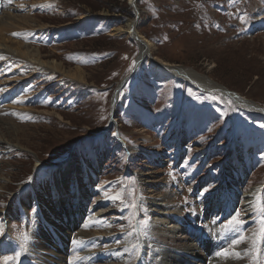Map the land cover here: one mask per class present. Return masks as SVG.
<instances>
[{
	"label": "rangeland",
	"instance_id": "1",
	"mask_svg": "<svg viewBox=\"0 0 264 264\" xmlns=\"http://www.w3.org/2000/svg\"><path fill=\"white\" fill-rule=\"evenodd\" d=\"M3 2L18 7L10 10L12 18L2 13ZM131 4V0H0V29L14 23L4 36L22 39L32 50L39 49L42 60L58 65L53 77L30 76L6 61L8 57H0V134L20 147L13 151L0 147V224L4 226L0 264L17 253L11 264H46L35 262L32 250L40 231L41 206L50 209L52 201L43 196L42 185L54 169L69 163L75 170L68 180L77 170L83 191L77 192L76 182L68 190L78 200V194L84 193L80 203L85 215L79 216L78 226L90 223L92 213L104 211L102 216L116 234L113 248L123 249L124 240L133 247L126 264L163 262L162 250H154L152 242L150 249L145 248L143 238L153 234L158 216L150 201L163 194L171 197L169 223L173 217L180 230L170 247L194 242L200 235L209 253L207 240L215 232L213 226L235 232L236 240L251 230V243L242 238L236 242L240 258L235 256V264H264V116L251 115L231 98L204 92L175 77L157 78L150 57L132 73L141 48L126 33L115 31L127 28L139 9L137 29L152 42L153 58L191 69L264 108V0H137L136 6ZM76 70L82 80L68 78ZM130 74L111 119L114 93ZM87 170L95 176L92 184L82 181ZM244 170L247 180L241 182L238 173ZM147 172L152 173L153 183L141 179ZM227 176L237 179L231 187L221 179ZM259 185H263L259 203L247 212L240 205L242 196ZM206 188L209 191L201 195ZM151 189L159 194H150ZM232 189L238 201L234 208ZM215 194L220 195L216 205L209 198ZM247 213L252 223L243 228ZM234 217L240 223L232 229L229 221ZM105 227L91 224L85 229L104 235ZM171 235L166 236L170 241ZM107 244L100 248L107 249ZM85 245H62L64 256H56L61 259L58 264L80 262ZM89 248L88 253L97 251ZM104 259L108 260L92 256L89 264H108Z\"/></svg>",
	"mask_w": 264,
	"mask_h": 264
},
{
	"label": "bare ground",
	"instance_id": "2",
	"mask_svg": "<svg viewBox=\"0 0 264 264\" xmlns=\"http://www.w3.org/2000/svg\"><path fill=\"white\" fill-rule=\"evenodd\" d=\"M131 2L133 3L134 0H131ZM1 6L4 7L5 11H3V12H2V10H0V11L2 13L5 12L6 14L7 13L11 14L10 10L14 11V9L17 7V6L16 7L11 6L7 2L1 3ZM133 6H136V5L134 4ZM135 11H136L135 17L139 18L137 8L135 9ZM5 13H4V15H5ZM12 15L13 14L9 15V17L12 18ZM134 19L127 21V28H125V29L124 28H116L115 31H116V34L126 33L130 38L135 40L137 42V44L140 46V48H141L140 54L137 57V62L140 61L139 65H141L143 63L141 61H144L146 58L150 57V59H151L150 60L151 71L157 78L168 79L171 77H175L178 80H181L182 82H184L186 84L193 85V86L199 88L200 90H202L204 92H211L214 94H219V95L226 97V98H231L236 103L237 106H239L241 109L249 112L251 115H263L264 116V108L263 107H260V105H257L253 101H249V100L243 98L240 94H236L235 92L230 91L227 87H225L221 84H217V82H214V81H212V80H210L204 76H201L200 74H197V72H194L191 69H187V68H184L182 66H172L168 62H165L162 60L158 61L157 59L153 58L150 55L151 51L153 49V44L149 39H147L145 36H143L138 31L137 23L136 24L134 23L135 22ZM0 21H1V16H0ZM13 25H14L13 22H9L5 28L0 29V57L1 58L2 57L3 58L8 57V59L6 61H8L9 63H11L13 61L14 65H17L16 68L19 67V69L22 68L23 70H26L30 76H33V75L35 76V74H39V75H41V77H43L44 75L53 77L54 76V70H55V68L58 67V65L54 64V63L49 64L48 62L42 60L38 48L32 50L31 44L23 43L22 39L14 40V39H10V38H7L4 36L3 33L10 30L9 27H12ZM7 41H9V42L11 41L12 44L14 43L17 46H13L10 44L8 45ZM1 58H0V60H1ZM143 58H144V60H142ZM48 65H49V67L51 66V69L48 68ZM139 65H138V68H139ZM68 74H69L68 78L70 80H77V79L82 80L83 79V76L79 70H76L75 72H72V73L69 72ZM116 103H117V101L115 102V105H116ZM1 120L2 119L0 117V121ZM5 137L6 136L5 135L3 136L2 132H1V134H0V147H1V149H3L4 151H13L16 148H20L17 144L13 143L10 139L5 138ZM74 170H75V167L72 163L66 164L65 167L54 169V175L52 177H50V179L48 181H45L44 184L42 183L43 184L42 185L43 190L46 191V193H44L43 196L48 195L49 197L47 199L51 198L52 201H50V203L48 204L50 209L44 208L43 204L41 206L42 207V209H41L42 215H40V217H39L40 231H38V234H36L37 237L35 239V242L34 241L32 242L33 243L32 245L34 247V249L32 248V250L35 251V257H34L35 262H37V260H38L40 263L46 262V264H58V263H60L61 259L59 260V258H56V256L57 257L64 256L63 251L61 250L62 245H64V246L68 245V246H70V248L71 247L74 248L73 246L79 247V245H82V243H84V245L88 244V245H85L86 247H84L85 248L84 251L86 252L84 255L85 258L83 257V259H81V261H80L81 263L79 261L78 262L76 261L77 263L73 262L74 264H82V262H83V264H89V261L91 262L90 259L92 258V256L93 257L96 256L98 258H104L105 257L108 260H106V259H104V260H106L108 262V264H126V262H128L130 260V257H131L130 256V250L133 247L130 245V243L127 240L126 241L120 240L119 242L122 241L121 247H124V248L120 249V246H119L120 252L119 251L117 252V249L115 248L116 249L115 250L113 248V245L115 246V243H114L115 238H112V237H115L116 234L115 235L112 234V233H114V229H112V226L110 227V225H109L110 223H108L107 220H105L104 216H102L104 214L103 213L104 211L92 213L89 217L90 223H87V224L85 223L86 225L80 224V226H78L79 223L77 221L79 219V216L81 214H84L85 212L83 209L84 205L82 206L83 201L80 203V194L81 193L78 194V197H79V200H78L77 196L74 195L73 192H70L68 190L70 187H72L71 184L76 182V184L79 186V188L77 190V187H76L75 192H76V190H77V192L79 190L83 191L82 190L83 187L81 188V181H79V175L77 176V174H78L77 170L75 173L76 175L72 176L73 179L70 181L68 180L69 174L72 173ZM87 172H88V170H87ZM87 172L85 174H83V172H82V174H83L82 178L84 179L82 181H88L89 183H91L94 181L95 176L93 173L88 172V174H87ZM238 174H239L241 182L244 179L247 180L246 179V174H247L246 170L241 171ZM151 175H152V173L147 172V173L142 174L140 177L142 180H144V183L145 182L146 183H150V182L153 183L155 180L153 179L154 177ZM221 179L224 181V185H229V187H231L233 185V183H235L237 180L236 178H233L231 176H229V178H228V176L226 178L222 177ZM142 180H141V182H142ZM155 188H158V187H155ZM262 189H263V185H259V186H255V187L252 186L251 189L248 192H245L243 196H242L243 193L240 195L243 197L242 198L243 201H241L240 205L243 208H245L244 209L245 211L250 212V210L252 209L254 204H256V202L259 203V194H260ZM232 192H233L234 196L232 195L233 201H232L231 207L234 208L235 207L234 205L237 204L238 201H237V198L235 197V194H234V193H236L235 189L234 190L232 189ZM145 193H147V192H145ZM150 194L157 195L159 193H157L153 189H151ZM218 195L215 194L212 197H209L210 199L212 198L210 201L214 200L215 205H216L217 198L220 196V195L219 196ZM55 196L57 197L56 199H58V202L60 201V207H59V203L56 202ZM81 196H82V199H84V193H82ZM234 197H235L236 201H235ZM149 198H151V196ZM168 198L171 199V197H169L167 194L166 195L163 194L161 197H159L155 200H151L152 202L150 201V205L152 207V210L154 211V215H158V216H156L157 220L154 222L155 225H158V226H156L157 228H155V225H154V228L152 229L153 230L152 235H154V236L149 235L148 237H145L144 236L145 234L143 235V238L145 240H147L146 243L144 244L145 248L149 247V249H150L151 242H152L153 243L152 248L154 250L155 249L158 251L162 250L164 260L161 264H205L206 262H209V260H211L210 264H235V258H236L235 256L236 255L231 254L234 257L228 256L229 258H227L223 255H217V254H214L213 256L211 255L212 253H219L223 250H227L228 252L235 253L236 251H239L236 248L240 249L239 245H236V242H237V244H239L238 241H240L242 237L239 238L238 240H236L237 236L235 235V232L229 233V230L225 231L226 229L224 230V229L220 228L221 225L217 226V229H216V226H213V229L215 230V232H213L212 237L208 238V240H207V242H209V245H210V248H209L210 252L209 253L206 252V250L208 248H207V246H205V244H203L204 242L202 241V239H200V237H199L200 235L199 236L197 235L195 237L196 240L194 242L186 243L183 245H174V246L170 247L171 245L169 243H171L173 245L177 241L176 239H177L178 235L176 233H179L180 230L178 231V229H177L178 223L173 221V217L170 218L171 224L169 223V215H166V214H169L171 212V211H169L171 201H168ZM144 199L146 200V198H144ZM74 200L76 203H77V201H79V204L77 206L75 205ZM111 200H114V198L106 199V200L102 201L101 205H105L106 203L110 202ZM42 201H44V200H42ZM144 202L147 203V200ZM225 205L227 207L228 204H225ZM163 209L165 211H163ZM229 212H231V210L230 211L228 210V213ZM8 216H9V214H8ZM246 216H247L246 218H247L248 223L247 222H246L247 224L244 223L246 226H244L243 228L249 226L252 223L250 220L251 214L247 213ZM104 222H106V224H104ZM91 224L97 225L98 228L101 226H102V228L106 226L105 229H103L105 234L104 235H98L97 231H95V232L87 231V229H85V227H89ZM72 225L74 226V229L75 228L80 229L79 230L80 232L77 231L75 233L74 229L71 230ZM238 228H240V227H238ZM239 231H237V233ZM169 233L172 234L171 235L172 241H170L169 239L166 238V236ZM251 233L252 232L250 230L247 233V236L245 235L246 237L245 238L243 237L242 239L246 242L251 243L252 238H251V236H249ZM54 236L58 237V239H56ZM93 236H95V237H93ZM105 236H108L109 238L108 237L106 238ZM159 236L161 237V239H159ZM153 237H154V239H153ZM148 238H150V239H148ZM183 238H187V236H183ZM155 239L156 240L158 239V241L155 242L154 241ZM74 241H81V243H74ZM142 241H144V240H142ZM104 242L105 243L108 242V244L105 245V248H107V249H103L104 250L103 251L102 248H100V246ZM147 242L149 243V246H147ZM206 245H208V244H206ZM89 246H92L94 249L96 248L97 251L93 252V253H88V249H90ZM249 249H251V248H249ZM143 256H145V255H143ZM145 258L147 260V259L152 258V256H148V257L145 256ZM225 258H227V259H225ZM242 258H244V257H242ZM73 260H75V258Z\"/></svg>",
	"mask_w": 264,
	"mask_h": 264
},
{
	"label": "snow or ice",
	"instance_id": "3",
	"mask_svg": "<svg viewBox=\"0 0 264 264\" xmlns=\"http://www.w3.org/2000/svg\"><path fill=\"white\" fill-rule=\"evenodd\" d=\"M50 6V5H47ZM13 35H20L19 33H13ZM209 190L206 188L201 192V195H203L204 192H208ZM116 199H119L120 197H115ZM132 207H135V205H131ZM145 223H147V221H145ZM240 223L239 217H234L232 220L229 221V226L232 228H235L236 226H238ZM4 234V226L2 224H0V235ZM261 236L264 237V228L261 229ZM25 239H28L27 234H25L24 236ZM239 242V241H238ZM74 243H81V241H74ZM233 255H236L237 258L239 257V253H232ZM217 255H223L225 257L229 256V252L227 250H223L219 253H217ZM19 256V253H17L16 257H4L3 259V264H11V262L15 259H17Z\"/></svg>",
	"mask_w": 264,
	"mask_h": 264
},
{
	"label": "water",
	"instance_id": "4",
	"mask_svg": "<svg viewBox=\"0 0 264 264\" xmlns=\"http://www.w3.org/2000/svg\"><path fill=\"white\" fill-rule=\"evenodd\" d=\"M136 3H137V0H134V2L131 4V5H133V4H135L136 5ZM138 10V14H139V16H140V12H139V9H137ZM135 24L137 23V17H135ZM142 60H144V58L142 59ZM141 62H143V61H141ZM139 63H140V61H136V64H135V68L133 69V72L132 73H134L136 70H137V68H138V65H139ZM131 75L132 74H130V75H128L127 77H125L124 79H123V81L121 82V84L118 86V88L116 89V91H115V93H114V96H113V100H112V106H111V119H113L114 118V114H115V102L117 101V99H118V96H119V92H120V90H121V88H123V86L126 84V82H127V80L131 77Z\"/></svg>",
	"mask_w": 264,
	"mask_h": 264
}]
</instances>
